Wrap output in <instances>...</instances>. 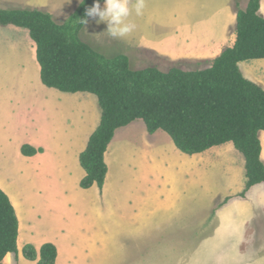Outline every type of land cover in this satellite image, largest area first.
<instances>
[{"label": "rangeland", "instance_id": "rangeland-1", "mask_svg": "<svg viewBox=\"0 0 264 264\" xmlns=\"http://www.w3.org/2000/svg\"><path fill=\"white\" fill-rule=\"evenodd\" d=\"M135 2L130 0L132 12L127 18L136 26L132 36L128 35L132 42L110 37L107 24L98 22V17L85 23L80 39L106 58L125 55L132 70L154 67L166 71L173 67L185 71L202 70L212 60L170 59L139 47V42L156 50L169 47L166 34L173 26L201 17L209 18L217 33L228 4L227 28L219 50L228 48L235 35L232 14L244 10L248 0H144L139 16L133 8ZM76 6L57 10L53 19L63 22ZM25 43L23 39L15 41L8 32L0 34L2 56L18 46L23 50ZM238 66L246 79L264 89V59ZM258 136L263 152L264 132ZM128 142L130 150L136 151L131 159L139 165L138 181L127 178L123 166ZM109 145L113 152L108 162L106 202L90 203L79 220L94 227L95 264H264V183L251 188L244 197L238 196L245 182L244 159L231 144L189 156L181 153L165 132L148 134L143 122L136 120L117 129ZM154 158L159 168L174 177L164 175L163 181L157 178L150 185L153 179L149 174L155 173L146 163ZM176 164H182L177 175ZM238 223L241 229H236Z\"/></svg>", "mask_w": 264, "mask_h": 264}, {"label": "trees", "instance_id": "trees-1", "mask_svg": "<svg viewBox=\"0 0 264 264\" xmlns=\"http://www.w3.org/2000/svg\"><path fill=\"white\" fill-rule=\"evenodd\" d=\"M94 0H81L61 23L42 10L0 9V26L28 31L35 45L41 83L64 93H89L97 98L100 121L79 154L84 177L81 189L102 191L107 175L104 154L115 131L141 120L148 134L165 132L183 154L192 156L231 144L244 159L245 182L239 197L264 183L259 133L264 132V89L246 79L239 63L264 59V17L260 0H248L235 11V40L202 70L154 67L132 70L125 55L106 58L80 39ZM101 5L103 0H100ZM23 156L42 150L23 145ZM226 198L221 204H224ZM221 206V205H219ZM18 220L0 189V264L17 255ZM22 256L36 264H55L56 247L23 246Z\"/></svg>", "mask_w": 264, "mask_h": 264}, {"label": "crops", "instance_id": "crops-1", "mask_svg": "<svg viewBox=\"0 0 264 264\" xmlns=\"http://www.w3.org/2000/svg\"><path fill=\"white\" fill-rule=\"evenodd\" d=\"M80 1L0 0V9L43 10L54 17L57 10L66 11ZM227 8L223 10L225 21L221 22L217 33L213 32L209 18L201 17V20L192 22L190 19L173 26L166 34L170 41L165 44L169 47L156 50L146 47L142 41L139 47L170 59L213 60L224 50H219V41L226 33ZM259 14L264 17V0H260ZM231 19L233 26L235 12ZM215 24L218 26L219 22ZM4 30L15 41L23 39L26 43L23 50L18 46L5 56L0 52V189L8 196L18 220L17 255L7 254L2 264H36L25 259L21 250L28 244L38 250L45 243L56 247L55 264H95V240L91 234L94 227L79 220L87 205L98 204L99 200L106 202L103 199L108 192V162L113 148L109 145L104 154L107 175L102 191L95 185L87 190L79 189L84 177L79 154L100 121L97 98L95 101L94 95L89 93H64L45 87L40 81L35 45L28 31L12 25L0 26V34H5ZM124 39L129 41L128 36ZM234 40L235 35L231 46ZM197 44L199 49L195 48ZM128 143L123 166L127 178L138 181L139 165L136 159H131L136 157V151L130 150ZM23 145L42 152L23 156L20 152ZM146 165H151L156 175L149 174L153 179L148 182L150 185L158 179L163 181L164 175L170 174L167 179L174 177L172 172L158 167V159L148 160ZM181 167L182 164L175 165V175ZM255 223L259 227V223ZM238 228L241 229V223L237 224Z\"/></svg>", "mask_w": 264, "mask_h": 264}, {"label": "clouds", "instance_id": "clouds-1", "mask_svg": "<svg viewBox=\"0 0 264 264\" xmlns=\"http://www.w3.org/2000/svg\"><path fill=\"white\" fill-rule=\"evenodd\" d=\"M130 0H103V8L100 0H94L93 5L86 10V17L99 18L98 22L107 24L106 33L116 39L124 38L133 32L135 25L127 22V18L131 15L132 9L129 7ZM137 16L142 15L144 8V0H136L133 5ZM87 23V20H81Z\"/></svg>", "mask_w": 264, "mask_h": 264}]
</instances>
